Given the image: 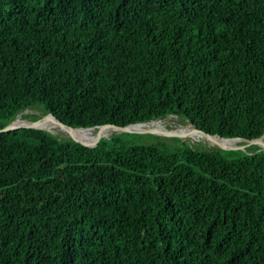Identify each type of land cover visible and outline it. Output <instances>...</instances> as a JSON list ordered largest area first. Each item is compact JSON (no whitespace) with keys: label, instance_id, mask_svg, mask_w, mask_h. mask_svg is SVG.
<instances>
[{"label":"trees","instance_id":"trees-1","mask_svg":"<svg viewBox=\"0 0 264 264\" xmlns=\"http://www.w3.org/2000/svg\"><path fill=\"white\" fill-rule=\"evenodd\" d=\"M48 114L262 137L264 0H0V129ZM144 138L0 134V264H264V151Z\"/></svg>","mask_w":264,"mask_h":264},{"label":"water","instance_id":"water-1","mask_svg":"<svg viewBox=\"0 0 264 264\" xmlns=\"http://www.w3.org/2000/svg\"><path fill=\"white\" fill-rule=\"evenodd\" d=\"M25 114L27 113L24 112ZM23 113V114H24ZM164 119V118H163ZM160 120H153L149 123H139V124H133L125 127H119L112 124H106L103 126H94V127H71L68 125H65L63 122H61L57 117H55L53 114H48L45 116H40L38 118H31V119H24L22 118V115L18 116L14 121H12L9 125L4 127L3 129H0V134L8 133L11 131H16L19 129H35V130H44L53 134H57V131H62L63 133L67 134L71 139H73L74 142L80 144L81 146L87 147V148H96L98 147L99 143L104 138H109L105 133H99L97 134V138L93 143H85L81 142L77 138L73 136V131H87V130H114L117 133H124V134H133V135H140V136H158L163 138H178L183 143L189 145L191 148H194L195 144L202 143L199 141V138L192 139L187 136V134L183 131L184 128L191 127L198 135L203 137H208L215 139L216 141H222L223 145L216 146L220 151H247L249 148L256 146L259 147L261 151H264V145L262 143V140L264 138V135L257 139L247 140L243 138H226L222 137L218 134L211 135L208 134L202 130L197 129V127L189 122L185 125H180L175 128H152L149 127L150 124L161 121ZM50 124L54 130L46 127V125ZM136 126H148L147 129L144 130H137L134 129Z\"/></svg>","mask_w":264,"mask_h":264},{"label":"bare ground","instance_id":"bare-ground-1","mask_svg":"<svg viewBox=\"0 0 264 264\" xmlns=\"http://www.w3.org/2000/svg\"><path fill=\"white\" fill-rule=\"evenodd\" d=\"M23 115H22V118H23ZM46 127L54 130V128H52L50 124L46 125ZM149 127L157 128V129L164 128V126L162 125V120L150 124ZM147 128H148V126H136V127H134V129H137V130H144ZM183 131L187 134L188 137H190L192 139H196L198 137L200 142L207 144V145H210V146L216 147L218 145L224 144L222 141H216L215 139L198 135L191 127L184 128ZM99 133H105L108 136H111L112 134L117 133V132L114 130L101 129V130L73 131L72 134L75 138H77L81 142L93 143L95 141V139L97 138V134H99ZM262 143L264 145V138L262 140Z\"/></svg>","mask_w":264,"mask_h":264},{"label":"rangeland","instance_id":"rangeland-1","mask_svg":"<svg viewBox=\"0 0 264 264\" xmlns=\"http://www.w3.org/2000/svg\"><path fill=\"white\" fill-rule=\"evenodd\" d=\"M29 113H34V114H40V112L39 111H32V112H27L26 114H29ZM25 114V113H24ZM180 124V121H179V119L177 118V117H175V116H169V117H167V118H164V119H162V125L164 126V127H166V128H175V127H178V126H180L179 125ZM170 126V127H169ZM58 132V131H57ZM62 134H64L65 136H67V134H65V133H63L62 131H60ZM145 138V140H147L148 141V139L147 138H149V136H144ZM201 144H204V143H201ZM204 145H207V144H204ZM208 146H210V145H208Z\"/></svg>","mask_w":264,"mask_h":264}]
</instances>
